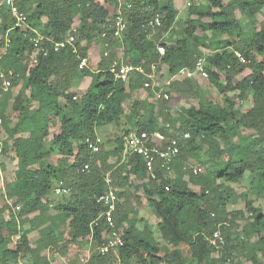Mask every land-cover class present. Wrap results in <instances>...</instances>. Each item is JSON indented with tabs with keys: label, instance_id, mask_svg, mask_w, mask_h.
Wrapping results in <instances>:
<instances>
[{
	"label": "trees",
	"instance_id": "trees-1",
	"mask_svg": "<svg viewBox=\"0 0 264 264\" xmlns=\"http://www.w3.org/2000/svg\"><path fill=\"white\" fill-rule=\"evenodd\" d=\"M114 1L111 10L100 0H16L28 17L20 28L0 0V72L16 75L8 91L0 89V133L7 135L0 157L12 152L0 161V173L16 162L15 177L6 185L13 202L4 199L0 208V264H58L51 255L66 256L73 244L99 247L107 228L102 220L95 225L102 211L97 198L108 175L120 199L115 220L125 243L105 256L96 249L89 264H264V211L250 201L245 210H229L231 188L223 185L250 174L251 194L264 198V15L257 20L264 0H193L181 20L177 0ZM119 11L127 28L115 39ZM155 15L161 16L162 26L148 28ZM243 19L254 20L248 32ZM74 29L77 52L71 47L55 52L53 43ZM103 33L111 46L108 57L101 47ZM38 36L44 38L40 46L50 51L39 53L32 65ZM97 55V68L91 62L79 68L82 58ZM202 56L207 86L224 96L223 105L188 78L175 80L170 92L197 99V104L178 109L171 100L157 99L156 91L181 69L194 70ZM114 62L142 65L147 72L155 66L161 86L146 89L143 75L128 82L117 79L111 71ZM86 78L90 84L79 95L78 85ZM109 125L117 127L113 148L99 157L86 140ZM170 129L190 138L181 141L172 173L157 168L152 180L142 157L125 152L126 138ZM223 156L228 158L222 167L218 161ZM201 162L212 165L195 175L189 166ZM85 164L90 168L83 172ZM60 181L69 193L57 196ZM142 196L160 218L156 232L151 226L140 230L133 218ZM218 229L226 240L221 250L209 241Z\"/></svg>",
	"mask_w": 264,
	"mask_h": 264
},
{
	"label": "built area",
	"instance_id": "built-area-1",
	"mask_svg": "<svg viewBox=\"0 0 264 264\" xmlns=\"http://www.w3.org/2000/svg\"><path fill=\"white\" fill-rule=\"evenodd\" d=\"M5 6L8 8L10 14L15 19L16 27H24L27 26L28 17L22 12L16 0H4ZM131 7V5H128ZM119 16L115 21V27L113 31V37L115 39L121 38L124 31L126 30V22L123 16L119 11ZM162 26V19L160 15H155L153 18L148 20L147 27L151 29H156ZM41 36L35 37L33 39L34 44L37 46L36 53L31 56V64L37 63V56L39 53H42L44 56L48 55L50 49L47 47L40 46L42 40ZM107 34L103 33L101 36V47L103 48V56L108 57L110 54V43L106 40ZM77 29H74L66 39L63 41L55 42L52 45V48L55 52H59L60 50L71 47L73 51L77 52ZM160 54H165V48L159 47ZM235 56L242 64H247V58L238 50L234 51ZM90 63V58H82L79 64L80 69H84ZM206 59L205 57H200L197 60L196 66L194 70L189 68L181 69L175 76H173L169 81H167L164 86H162L159 91H156L157 99L171 100V92L170 87L175 80H183V79H197V77L208 80L209 73L205 69ZM111 71L115 74L117 79L122 80L123 82H128L134 75H143L145 76L144 87L146 89L155 90L157 87L161 85L156 80V68L152 66L151 72H147L145 67L142 65H133V64H125L114 62V65L111 68ZM15 73L10 71L9 73L0 72V89L4 92L8 91L12 86V79L15 77ZM1 93V90H0ZM2 120L0 119V129H1ZM190 138L189 133H185L183 135L178 134L176 131L170 129L168 134H165L161 131L154 132H133L126 138V149L125 152H134L140 155L145 163V167L148 173V176L152 180L157 179L156 169L160 168L168 172L172 173V166L174 162L178 159L180 155V143L182 140H187ZM86 144L88 150L93 154H98L101 152V144L102 139L97 135L94 139L88 138L86 140ZM90 168L89 164H85L82 171L86 172ZM189 169L195 174H199L202 172V169L199 167H189ZM64 181H60L56 188L54 189V193L57 196H61L63 194H68L69 190L64 186ZM168 189V188H167ZM97 203L101 205L102 211L99 217L95 221V225H98L99 221L102 220L106 225L107 232L104 235L103 243L97 247V251L100 255L105 256L111 252H116L120 247L124 246V238L121 232L117 227V222L115 220L116 212L118 211V206L120 204V199L117 195L114 181L108 175L106 177V189L104 193H102L97 198ZM19 209V207H18ZM210 243L217 249L221 250L225 243V237L222 234L221 230L218 229L213 233V235L209 238ZM90 256L87 258H83L80 264H89Z\"/></svg>",
	"mask_w": 264,
	"mask_h": 264
},
{
	"label": "rangeland",
	"instance_id": "rangeland-1",
	"mask_svg": "<svg viewBox=\"0 0 264 264\" xmlns=\"http://www.w3.org/2000/svg\"><path fill=\"white\" fill-rule=\"evenodd\" d=\"M102 3L106 4L108 7L111 8V10L115 9V1L114 0H100ZM193 0H177V5L179 9L181 10V13L179 15V20L184 19L186 17L189 4L192 3ZM195 1H201V0H195ZM263 15H258L257 20L260 22L263 19ZM254 20H251L250 22L252 23ZM248 22L246 19H243V27L246 30V32L250 31L251 29V23ZM77 26H79V23H76ZM179 25V24H178ZM183 23H180L178 28H182ZM76 26V28H77ZM184 27V26H183ZM244 40H248L249 37L248 35H243ZM116 46V51L117 53L121 56L122 55V49L118 48ZM100 55L97 56H92L90 58L91 66L92 68H97V64L100 61ZM260 60V58H259ZM89 66V64H88ZM197 82L201 87H206V90H204V94L208 95L210 99H212L214 102L223 105L224 104V96H220L215 89L208 88L207 86V80L201 79L197 77ZM90 78L84 79L79 85H78V94L81 95L83 94L87 87L90 84ZM147 91L142 90L141 92V97H146ZM234 95V94H231ZM3 96L0 95V102L2 101ZM197 99H193L191 97H186V96H180L174 93L173 91L171 92V101L170 105L172 107L176 108H188L192 104H197ZM251 105V102L247 105L249 107ZM117 133V127L114 125H109V126H103L101 128L97 129V134L98 136L102 139V144L101 146V152L98 155L99 157H103L105 154V151L112 149L113 144L110 142L111 139H113ZM7 138V135L3 132L0 133V145L3 143V141ZM47 145L49 146V140L47 142ZM12 156V152H10L7 156H2L0 157V161H6L9 157ZM227 156H223L218 163L223 167L226 162H227ZM114 161V159H112ZM212 165L211 162H201L200 164H190L189 167H199L202 169V173L206 172V169ZM7 172L5 173H0V208L2 207V201L5 199L6 201L8 200L7 196V190H6V185L8 182L14 179L15 177V169H16V162L15 161H10L8 164H6ZM251 176L250 174H247L242 181L239 183H233V184H226L224 183L223 185L225 187L229 186L231 188L230 190V202L228 204V209L229 210H245V203L247 201H250L253 203L255 207H261L262 210L264 211V198L258 199L255 197L253 194H251V189H250V182H251ZM223 182V181H219ZM142 192H139L140 195ZM52 198L58 199L57 196L54 194L51 195ZM9 203H12V200H8ZM141 207L138 208L139 213L137 215H133V218L137 219L138 223L137 226L139 227L140 230L146 228V227H153L154 231L156 232V225L160 221V218L156 214L153 206L148 203L147 198L142 196L141 198ZM137 207V206H136ZM63 230H67V228L64 226L62 227ZM162 247H166V244L162 242ZM97 249L96 245L94 242H88V243H80L75 245L70 246V251L68 250V254L66 256H63L60 253L56 254L59 256H56L58 258V264H80L83 258H87L88 256L91 257L92 253ZM161 256L164 255V253L160 254ZM66 259V260H63ZM11 264H26L24 261H18V262H12Z\"/></svg>",
	"mask_w": 264,
	"mask_h": 264
},
{
	"label": "crops",
	"instance_id": "crops-1",
	"mask_svg": "<svg viewBox=\"0 0 264 264\" xmlns=\"http://www.w3.org/2000/svg\"><path fill=\"white\" fill-rule=\"evenodd\" d=\"M73 245L76 246L77 244H73ZM69 251H70V248H69ZM51 256H52L53 259L58 263L59 260H58V258L56 257V256H58V255H57V254H56V255L53 254V255H51ZM58 257H59V256H58ZM63 260H66V259L63 258Z\"/></svg>",
	"mask_w": 264,
	"mask_h": 264
}]
</instances>
